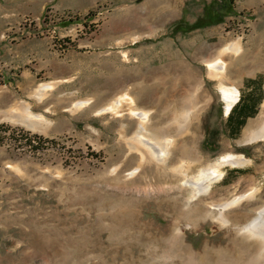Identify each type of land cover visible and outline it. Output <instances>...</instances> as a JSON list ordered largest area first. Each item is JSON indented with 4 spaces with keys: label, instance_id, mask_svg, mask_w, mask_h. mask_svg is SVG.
<instances>
[{
    "label": "rangeland",
    "instance_id": "obj_1",
    "mask_svg": "<svg viewBox=\"0 0 264 264\" xmlns=\"http://www.w3.org/2000/svg\"><path fill=\"white\" fill-rule=\"evenodd\" d=\"M209 1L0 0V130L8 131L0 134V264L174 262L163 250L179 225L186 244L214 257L233 228L210 218L208 203L251 192L226 210L241 224L264 204V136L247 139L264 111V0H232L235 14L223 22L174 30L181 19L195 22ZM232 42L240 52L225 56L223 80L239 90L234 106L257 84L262 95L234 135L231 110L225 114L203 63ZM195 69L212 100L199 120L177 122L168 168L182 145L195 148L191 174L224 154L249 161L225 166L204 203L188 211L176 172L150 161L128 175L141 164L142 148L131 139L138 121L125 106L103 108L126 91L150 110L152 132L171 120L165 109ZM40 83L53 86L38 99ZM79 100L88 103L74 108ZM21 135L40 137L41 148ZM254 259L264 264V254Z\"/></svg>",
    "mask_w": 264,
    "mask_h": 264
},
{
    "label": "bare ground",
    "instance_id": "obj_2",
    "mask_svg": "<svg viewBox=\"0 0 264 264\" xmlns=\"http://www.w3.org/2000/svg\"><path fill=\"white\" fill-rule=\"evenodd\" d=\"M239 52L240 47L238 43L232 42L221 46L219 48V53L213 58L203 60L207 69V76L217 81V91L220 93L221 100L224 103L225 114L230 112L239 99L238 88L223 80L230 64L225 56H227V54L230 56V53L237 54ZM199 73L200 70L195 69L184 74L186 87H184L182 95L170 101L171 103L165 109L167 113L171 114V120L161 124L154 130L152 129V132L150 130L148 132L146 127L150 110L137 108L134 98L128 95L126 91H121L112 102L108 103L103 108V110L106 111H118V109L125 106L124 110H127V112L138 121L137 128L131 139L136 141L142 148L139 150L141 164L128 172L129 176L136 175L137 172L140 171L141 165L150 161H156V163L162 165L164 169L168 168V164L171 162L170 155L172 153V148L176 141L173 133L176 131L177 122L189 118L191 121L192 119L199 120L203 111L212 100L209 91L204 88V81L198 80ZM52 86L53 84L51 83H40L35 90V95L38 99L42 98L45 92L51 89ZM87 103L88 100H79L74 102L73 106L74 108H80ZM260 120L261 123L259 128L252 132L250 137H247L248 140L264 136V111ZM193 151H195L194 147L182 145L179 148V163L168 168L177 173V176L182 180V187H185L189 192V196L186 197V201L184 202L188 211L196 210L198 205L204 203L205 199L200 200V197L207 195L212 185L222 178L225 166H241L249 161L241 154H224L206 164V166L201 167L197 174H191L190 170L194 165V159L189 156ZM253 196L251 192L250 194L245 192L238 195L236 194L220 202L210 201L208 203L209 214L207 215L213 218V220L219 221L222 226L233 228L232 234L225 244L223 248L224 251L221 255L217 256L215 254L213 257V255L208 254L207 250H203L204 252L200 253L193 249V247L185 243L183 228L179 227L181 226L179 225L177 227V234L175 233L176 237H173L168 247L163 250L164 254H170L174 257L172 261H176H165L162 264H257L258 262H255L256 260L254 257L259 255V253L264 254V204L255 207V212L253 211L254 214L242 224L238 220L232 219L229 215H226L227 209L229 210L230 207L238 205L243 200H250ZM196 213L198 212L196 211ZM231 249H236V252Z\"/></svg>",
    "mask_w": 264,
    "mask_h": 264
},
{
    "label": "trees",
    "instance_id": "obj_3",
    "mask_svg": "<svg viewBox=\"0 0 264 264\" xmlns=\"http://www.w3.org/2000/svg\"><path fill=\"white\" fill-rule=\"evenodd\" d=\"M235 14L232 6V0H210L208 4L204 6L202 14L196 19L195 22L189 23L183 19L174 24V30H182L184 32L202 28L205 26L218 24L224 21V18L228 15ZM257 87L248 94L244 104L234 106L231 112L228 114L227 119L233 120L232 134H236L239 129L244 125L246 118L251 117L256 112V107L260 99H262L261 85L257 84ZM257 92V93H256ZM259 97L257 98V96ZM8 131L5 129L0 130V134H5ZM11 137L18 138L12 133ZM0 138L2 136L0 135ZM23 138L24 144L29 146L32 150H39L41 148L42 139L36 136L21 135L19 140ZM242 170H235L234 173H241Z\"/></svg>",
    "mask_w": 264,
    "mask_h": 264
}]
</instances>
